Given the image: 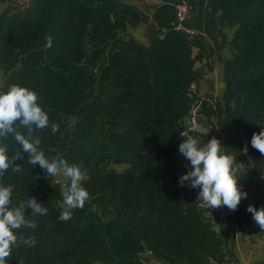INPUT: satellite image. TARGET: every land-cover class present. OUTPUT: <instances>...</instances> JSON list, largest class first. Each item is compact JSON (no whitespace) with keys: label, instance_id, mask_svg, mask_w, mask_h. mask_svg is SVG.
<instances>
[{"label":"trees","instance_id":"1","mask_svg":"<svg viewBox=\"0 0 264 264\" xmlns=\"http://www.w3.org/2000/svg\"><path fill=\"white\" fill-rule=\"evenodd\" d=\"M125 1L33 0L20 18L0 13V93L20 85L37 94L49 116V127L35 132L40 148L86 170L81 183L97 206L85 203L60 220L62 185L24 154L16 161L21 171L9 168L0 185L12 186L14 204L35 197L48 211L29 217L35 229L17 231L36 243L18 240L6 264H147L145 253L167 264H225L223 240L197 206L200 190L179 183L190 167L179 152L180 132L196 107L198 122L204 116L213 130L189 134L206 142L215 136L246 165L239 184L264 186V155L251 145L264 129V0H189L186 26L197 30L194 37L178 28L179 0H163L148 46L123 37L140 22ZM228 46L236 55L225 63L222 108L191 86L202 77L197 63ZM52 123L59 125L55 134ZM3 143L9 157L22 152L14 134ZM111 164L127 168L109 170Z\"/></svg>","mask_w":264,"mask_h":264},{"label":"clouds","instance_id":"2","mask_svg":"<svg viewBox=\"0 0 264 264\" xmlns=\"http://www.w3.org/2000/svg\"><path fill=\"white\" fill-rule=\"evenodd\" d=\"M53 45L52 37H47L46 48ZM37 94L20 85H12L5 93H0V175L9 168L13 172L21 171L22 167L16 161L28 155V163L37 165L45 170L47 177L62 175L70 181L64 186L62 196L65 211L59 217L62 221L71 219V209L83 208L89 193L82 186L86 178V170H82L79 164H69L66 159L53 157L47 158L40 148L41 139L35 135L37 130L49 127V116L38 104ZM18 122V123H17ZM19 127L27 129V135L17 130ZM197 125L193 124L190 129L180 132L182 143L179 152L189 161L190 167L186 174L179 178L181 186L188 185L199 189L198 201L211 209L227 207L235 211L242 199H246L247 192L239 186L238 173L246 166L236 160V156L225 151L221 141L215 136L201 145L197 137L190 135ZM53 134L59 131V125L51 124ZM9 134H14L15 141L22 147V152L17 151L11 157L8 153V145L3 141ZM251 145L264 155V129L253 134ZM247 155V145L242 150ZM251 162L248 165H252ZM264 179V177H262ZM13 188L11 185H0V264H6L11 257L13 246L18 240L28 246H34V236L25 238L23 233L16 234L22 228L35 229L36 223L29 217L43 216L47 214V208L38 202L35 197L21 200L18 204L12 202ZM31 209V215H26V210ZM247 211L252 214L256 225L264 232V207L259 210L254 205H249Z\"/></svg>","mask_w":264,"mask_h":264},{"label":"crops","instance_id":"3","mask_svg":"<svg viewBox=\"0 0 264 264\" xmlns=\"http://www.w3.org/2000/svg\"><path fill=\"white\" fill-rule=\"evenodd\" d=\"M33 0H0V13L13 9L21 10L32 3ZM199 2L200 0H195ZM163 4V0H126L124 5L138 11L140 22L129 25L127 31L122 33L125 39L134 38L141 45L148 46L150 37L148 30L153 23V14L155 10ZM11 14L13 13L10 11ZM14 14V13H13ZM14 16V15H13ZM14 17H17L14 16ZM192 20V19H191ZM197 29H202L197 23ZM229 30L226 32L228 33ZM233 32L229 31L232 36ZM208 41V40H207ZM208 47V46H207ZM199 49H194V55H198ZM236 55L232 47H227L220 56L217 54L212 60L199 61L196 70L202 74L197 82V94L200 97H207L220 102L224 108L223 94L225 91V63ZM213 72H216L214 74ZM6 76L0 72V86L5 82ZM200 108L196 107L198 112ZM208 132L213 130L209 125L207 118L199 116V133L205 134V128ZM203 137H198L201 145ZM206 143V142H205ZM242 191L247 192L246 199H242L237 210L231 211L227 207H220L204 212L205 219L212 224V227L218 231L225 245L226 263L225 264H264V232L256 225L252 214L247 211L249 205H254L258 210L264 207V186L256 187L252 190L240 185Z\"/></svg>","mask_w":264,"mask_h":264},{"label":"built area","instance_id":"4","mask_svg":"<svg viewBox=\"0 0 264 264\" xmlns=\"http://www.w3.org/2000/svg\"><path fill=\"white\" fill-rule=\"evenodd\" d=\"M176 12H177V24L178 28L186 31L191 37H194L198 34L197 30L191 27H187L186 25L190 22L191 16H192V6L189 3V0H179L178 4L176 5ZM216 74V72H213ZM191 89L194 93L197 94V82H194L191 86ZM197 110L194 108L190 115L183 121V126L185 130H188L191 128L193 124L197 125V129L195 131L190 132H196L199 129V122L197 119ZM189 132V133H190ZM198 208L203 211L207 212L212 210L211 208H208L207 206H204L202 201H197Z\"/></svg>","mask_w":264,"mask_h":264},{"label":"rangeland","instance_id":"5","mask_svg":"<svg viewBox=\"0 0 264 264\" xmlns=\"http://www.w3.org/2000/svg\"><path fill=\"white\" fill-rule=\"evenodd\" d=\"M25 7L21 10V8H19L17 11L13 10V9H10V11H12L13 13L11 14V12L9 11V14L11 16H16L17 15V18H20L21 16H23L30 8H31V3H28V5H24ZM3 13V12H2ZM203 100H212L210 98H207V97H201ZM205 128V134H209L208 132L206 133V131L208 130V127H204ZM202 142H206L204 139H202ZM127 168V166L125 164H118V165H109L108 166V169L111 170V169H115L116 171L118 172H122L124 171L125 169ZM55 181L56 182H59L61 185H62V188H64V186H66L68 184V179L63 177L62 175H59V176H56L54 177ZM91 198L88 197V199L86 200L85 203H90L91 205V209L93 210H96L97 209V206L95 204H93V202H91ZM59 208L61 211H65V210H68L66 209V206L64 205V201L60 202L59 204ZM105 220H108L109 218H104ZM141 259L143 262L147 263V264H167L165 261H163L161 258L159 257H156L152 254H142L141 255Z\"/></svg>","mask_w":264,"mask_h":264}]
</instances>
